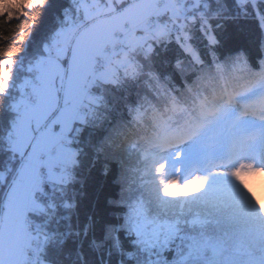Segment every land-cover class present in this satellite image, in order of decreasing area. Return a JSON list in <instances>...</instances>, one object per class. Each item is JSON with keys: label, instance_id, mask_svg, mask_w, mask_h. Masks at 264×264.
Instances as JSON below:
<instances>
[{"label": "snow or ice", "instance_id": "6c2138e0", "mask_svg": "<svg viewBox=\"0 0 264 264\" xmlns=\"http://www.w3.org/2000/svg\"><path fill=\"white\" fill-rule=\"evenodd\" d=\"M20 16L0 264H264V0L0 6Z\"/></svg>", "mask_w": 264, "mask_h": 264}, {"label": "trees", "instance_id": "16d2710c", "mask_svg": "<svg viewBox=\"0 0 264 264\" xmlns=\"http://www.w3.org/2000/svg\"><path fill=\"white\" fill-rule=\"evenodd\" d=\"M6 0H0V6L5 3ZM25 23V17L20 16V18L13 19L11 23H8L7 18L5 17H0V37L4 35H9L11 36L13 31L17 28L18 25H23ZM9 43H12V41L5 42L2 39H0V47H7ZM189 186V185H188Z\"/></svg>", "mask_w": 264, "mask_h": 264}, {"label": "rangeland", "instance_id": "374dc122", "mask_svg": "<svg viewBox=\"0 0 264 264\" xmlns=\"http://www.w3.org/2000/svg\"><path fill=\"white\" fill-rule=\"evenodd\" d=\"M264 180V177L257 178L252 181V188L256 189L257 192L259 190V185L261 181ZM196 186L195 185H189L187 187L179 188V189H171L174 196H185V195H191L196 192Z\"/></svg>", "mask_w": 264, "mask_h": 264}]
</instances>
